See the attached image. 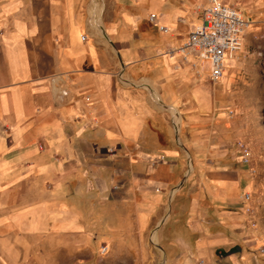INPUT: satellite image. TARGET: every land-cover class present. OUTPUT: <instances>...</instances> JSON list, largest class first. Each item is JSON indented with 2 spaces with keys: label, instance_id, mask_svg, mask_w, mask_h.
Masks as SVG:
<instances>
[{
  "label": "crops",
  "instance_id": "1",
  "mask_svg": "<svg viewBox=\"0 0 264 264\" xmlns=\"http://www.w3.org/2000/svg\"><path fill=\"white\" fill-rule=\"evenodd\" d=\"M203 1L0 0V258L4 264H59L62 252L66 264H97L96 179L82 155L83 147L93 145L91 139L81 137L91 125L87 115L95 106L109 116L107 130H120V119L124 131L143 128V116L153 109L140 92L117 88L112 74L115 60L107 41L111 47L113 41L118 49H128L129 42L119 39L118 33L134 35L138 21L148 22L149 14H155L168 31L148 22L156 32L134 38L157 52L148 80L157 90L154 98L171 107L178 99L188 100L192 120L214 111L209 82L194 83L189 64L177 71L178 55L161 52L182 43L199 23L195 7ZM109 3L123 10L120 29L109 24L113 17ZM208 69L202 67V74L209 76ZM182 85L189 91H179ZM225 129L229 127L220 130L216 142H221ZM214 143L207 142V153ZM224 173L211 177L224 185Z\"/></svg>",
  "mask_w": 264,
  "mask_h": 264
},
{
  "label": "rangeland",
  "instance_id": "2",
  "mask_svg": "<svg viewBox=\"0 0 264 264\" xmlns=\"http://www.w3.org/2000/svg\"><path fill=\"white\" fill-rule=\"evenodd\" d=\"M221 1L237 8L249 25L220 79L190 67L193 82H209L216 102L202 120L191 119L188 100L178 99L172 107L155 100L157 90L148 80L157 52L134 41L136 35L156 32L146 18L138 21L134 35L118 33L128 49L106 42L117 88L140 92L153 109L143 116V128L124 131L120 119V130H107L109 116L95 106L87 115L91 125L81 137L93 145L83 147L82 155L96 179L97 264H264V0ZM108 7L113 10L109 24L122 28L123 10ZM185 40L161 51L178 55L177 71L184 68L178 48ZM179 91L189 88L182 85ZM210 139L215 143L207 153ZM238 141L247 143L248 163L241 162ZM169 149L176 152L168 156ZM219 171H225L224 185L211 177ZM235 246L240 250L222 255ZM57 261L66 264V252Z\"/></svg>",
  "mask_w": 264,
  "mask_h": 264
},
{
  "label": "built area",
  "instance_id": "3",
  "mask_svg": "<svg viewBox=\"0 0 264 264\" xmlns=\"http://www.w3.org/2000/svg\"><path fill=\"white\" fill-rule=\"evenodd\" d=\"M199 23L187 34L185 42L178 52L185 63L201 70L203 63L208 64L209 77L218 80L223 76L226 58L232 56L240 47L242 35L249 20L242 13L221 0H205L196 7ZM148 22L167 32L166 26L159 24L155 14H149ZM86 35L82 36L84 40ZM240 159L248 163L251 159L247 152V143L237 142ZM246 200L249 194H243ZM264 255V248L261 249Z\"/></svg>",
  "mask_w": 264,
  "mask_h": 264
},
{
  "label": "water",
  "instance_id": "4",
  "mask_svg": "<svg viewBox=\"0 0 264 264\" xmlns=\"http://www.w3.org/2000/svg\"><path fill=\"white\" fill-rule=\"evenodd\" d=\"M240 250V248L238 247V246H235V247H233V248H231L229 251H227V252H222V255H228V254H231V253H234V252H237V251H239Z\"/></svg>",
  "mask_w": 264,
  "mask_h": 264
},
{
  "label": "bare ground",
  "instance_id": "5",
  "mask_svg": "<svg viewBox=\"0 0 264 264\" xmlns=\"http://www.w3.org/2000/svg\"><path fill=\"white\" fill-rule=\"evenodd\" d=\"M232 56H230V57H228V58H226V60H225V65H226V63H227V60L229 59V58H231Z\"/></svg>",
  "mask_w": 264,
  "mask_h": 264
}]
</instances>
